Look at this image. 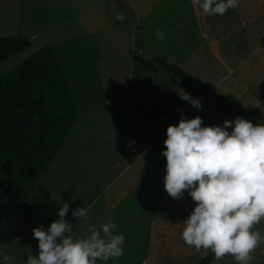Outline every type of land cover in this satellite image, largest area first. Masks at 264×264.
Segmentation results:
<instances>
[{"label":"rangeland","instance_id":"374dc122","mask_svg":"<svg viewBox=\"0 0 264 264\" xmlns=\"http://www.w3.org/2000/svg\"><path fill=\"white\" fill-rule=\"evenodd\" d=\"M131 1L0 0V37L26 35L31 40L29 49L0 64V74L15 68L45 45L57 53L79 105L78 120L69 135L74 141V151L69 152L67 142L56 160L62 162L67 155L71 156L75 167L66 171V177L82 180L81 163L87 155L89 163L97 170L99 144L106 145L111 158L131 155L125 151L127 134L139 141L138 148L150 147L137 165L143 181L147 176L149 182L153 176L155 183L152 196L150 184L144 185L140 192L144 228L138 235L124 237L118 247L110 248L107 264H198L207 252L202 239L223 207V197L216 192L214 182L220 180L226 187L234 188L253 158L244 129L231 119L228 134L225 130L218 131L216 137L198 141L199 134L223 123L224 115L218 108L215 118L191 131L183 130L182 126L188 122L194 124L193 121L174 120L177 116L171 113L170 133L162 130L166 124V120H162V106L149 99L166 85L169 73L155 63L146 66L143 60H138L134 64L138 54L128 41L131 22L134 24L137 15L145 17L146 14L144 9H139L135 15ZM155 9V15L162 11L174 14L175 10L170 8L165 12L159 6ZM258 32L260 41L264 38V22ZM253 63L259 69L255 73L258 81L264 77V49L252 57ZM151 76L153 84H160L158 89L150 85ZM176 80L181 82L177 77ZM139 82H143L142 91L136 88ZM261 83L264 85V79ZM142 99L148 100L141 102ZM263 102L264 92L240 100L244 109L256 108L251 123L259 134V144L264 135ZM204 109L208 114V106ZM85 114L101 129L87 135L88 153L81 150V132H78ZM130 121L131 131L128 130ZM104 132L108 139L103 137ZM143 132L145 138L141 135ZM261 167L264 170V155ZM81 185L82 181L75 182L71 188L74 193L69 195L81 199ZM256 197L257 204L232 212L225 235L230 256L216 258L211 264H264V191ZM180 205L189 214L198 237L183 225L178 213Z\"/></svg>","mask_w":264,"mask_h":264},{"label":"crops","instance_id":"0c3cea01","mask_svg":"<svg viewBox=\"0 0 264 264\" xmlns=\"http://www.w3.org/2000/svg\"><path fill=\"white\" fill-rule=\"evenodd\" d=\"M130 5L135 15L139 9H144L146 14L137 15L134 24L131 22L128 41L138 54L134 64L143 60L146 66L148 63L161 66L153 58H162L199 77L210 91L235 95L239 103L243 97L264 92L261 83L264 77L256 81L255 73L259 69L256 63L251 64L252 57L264 49V38L260 41L257 38L259 26L264 22V0H132ZM158 6L165 12L175 9L174 14L162 11L155 15ZM153 79L151 76L150 85ZM166 82L161 90L157 86L160 84H153L159 91L149 101L160 102L162 120H166L162 130L167 134L171 113L177 116L174 120L194 122L182 124L185 131L215 118L216 108H220L208 93L178 82L170 73ZM142 85L143 82L137 83V90L142 91ZM176 102L179 104L174 105ZM204 106H208V114ZM221 112L223 123L199 134L198 141L216 137L218 131L230 132L231 127H227L230 118ZM84 116L78 132H81V150L88 153L87 135L98 129V125L87 114ZM131 124L132 121L129 131ZM69 135L63 146L69 142L72 152L74 141ZM141 135L145 138L144 132ZM126 136L125 151L131 155L111 158L105 144L97 145L100 155L97 170L87 155L81 163L82 180L66 177V171L75 165L71 156L58 162L57 155L17 200H10L0 189V264H50L53 255H58L62 264H107L110 248L118 247L124 237L142 231L144 208L140 192L144 185L150 184L152 196L155 183L153 176L149 182L147 176L143 181L137 165L150 147L138 148V140L136 145H131L134 138L130 134ZM103 137L108 139L106 133ZM128 174L131 176L124 178ZM79 181H82V200L69 195L74 193L72 185ZM125 185L128 187L123 188Z\"/></svg>","mask_w":264,"mask_h":264},{"label":"trees","instance_id":"16d2710c","mask_svg":"<svg viewBox=\"0 0 264 264\" xmlns=\"http://www.w3.org/2000/svg\"><path fill=\"white\" fill-rule=\"evenodd\" d=\"M30 47L31 40L26 35L0 37V64ZM153 59L171 75L215 99L220 110L244 129L253 158L259 144V134L251 123L256 109H244L233 94L210 91L199 77L178 65L158 57ZM78 116L76 96L51 46L39 48L18 66L0 74V189L10 200L21 197L57 157ZM261 137L264 155V135ZM214 188L223 197V207L202 239L207 252L198 264H211L216 258L230 256L225 245L226 226L232 212L257 204L256 194L264 191V170L251 163L234 188L226 187L220 180L214 182ZM178 213L183 225L198 237L189 214L181 205ZM50 264L62 263L58 255H53Z\"/></svg>","mask_w":264,"mask_h":264},{"label":"water","instance_id":"95a60500","mask_svg":"<svg viewBox=\"0 0 264 264\" xmlns=\"http://www.w3.org/2000/svg\"><path fill=\"white\" fill-rule=\"evenodd\" d=\"M262 162H263V151H262L261 144H258L256 153L253 156L252 164L256 166H261Z\"/></svg>","mask_w":264,"mask_h":264},{"label":"built area","instance_id":"2783aa9c","mask_svg":"<svg viewBox=\"0 0 264 264\" xmlns=\"http://www.w3.org/2000/svg\"><path fill=\"white\" fill-rule=\"evenodd\" d=\"M136 144H137L136 139H132V140H131V145H136Z\"/></svg>","mask_w":264,"mask_h":264}]
</instances>
